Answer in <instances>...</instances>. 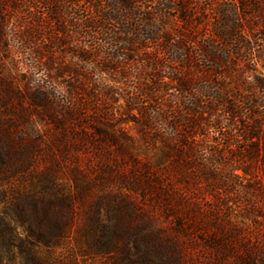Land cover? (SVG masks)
<instances>
[{
	"label": "trees",
	"instance_id": "trees-1",
	"mask_svg": "<svg viewBox=\"0 0 264 264\" xmlns=\"http://www.w3.org/2000/svg\"><path fill=\"white\" fill-rule=\"evenodd\" d=\"M146 1L115 3L132 13ZM109 2L0 0V50L10 35L39 41L28 56L43 70L23 85L0 75V264H264V111L234 75L244 36L264 25V0H178L176 67L162 76L152 58L153 80L139 79L153 107L130 95L120 112L108 108L114 92L101 75L121 72L119 51L133 52L125 45L143 52L151 39L111 16ZM66 4H87L93 18L71 24ZM31 6L48 21L8 26ZM195 15L213 33L203 66L187 48ZM109 22L127 29L107 33ZM60 38L72 42L59 57ZM160 43L169 53V36ZM94 185L102 189L83 206Z\"/></svg>",
	"mask_w": 264,
	"mask_h": 264
},
{
	"label": "rangeland",
	"instance_id": "rangeland-1",
	"mask_svg": "<svg viewBox=\"0 0 264 264\" xmlns=\"http://www.w3.org/2000/svg\"><path fill=\"white\" fill-rule=\"evenodd\" d=\"M80 5L81 7H79L78 9V7H76L75 5L66 4V8L62 9V12L67 16L66 19L71 22V24L79 22L77 16L78 14L82 19L93 18V14L90 8H87V4ZM106 5L112 6L115 10H109L111 16H123V20L128 21L129 24L132 23L131 27H134V24H137V35L142 41L151 39V41L149 42L151 43L150 48L143 52H141L139 44L133 43L131 45H125V48L131 49L133 50V52L122 50L119 51V63L116 65L120 68L119 70L121 72L115 75H101L102 80L100 83L102 85L110 87L114 92V94L112 95V100L114 101V103H109L108 108H113L114 110H117V112H120L126 106L127 96L130 95H132L133 98L137 99H139L140 96L139 101H141L146 108H152L153 105L146 103L147 101L145 99H142L143 96L141 97L143 93H141L140 87L142 83H145V81H141L139 78L145 76V80L147 79V75L148 79L152 78L151 75L154 74V72L152 71V68L154 67V61H152L151 59L156 58L155 56L159 58L161 65L165 66H160V68H157L156 71H158V73L162 76H168L167 74H170V70H172L170 68L175 66L171 62V59L175 57L178 58L180 54H182L180 48L173 47L176 46L177 42L181 38L180 35L184 29L182 22L180 21V19H178L180 16L179 2L178 0H147L143 3H134L131 6V9L133 10L132 13L124 9L122 6L116 4L115 0H110L109 3L105 4V6ZM159 10H161V13L158 14L157 12H159ZM197 11H199V9H197L195 12ZM23 12L25 14L20 17L18 14H13L14 16H10L8 19V26L10 27L15 24L25 26L28 22H33L38 16L41 15L46 22L48 21L49 15L46 8H36L34 6H31V8H24ZM147 14H151V22L145 20ZM201 22V17L195 15V19L193 21V29L188 31L187 33V48H189V50L193 52L198 65L203 66L204 64H207V60L200 56L202 51V48L200 50V47L206 42L212 40L213 33L211 30V23L207 22L202 24ZM103 26L104 30L107 33L110 31L116 33L127 29L126 26H117L112 22L105 23ZM257 27L259 28L257 31H254L251 35L244 36V40L248 42L249 48L245 49V51L242 53V59L240 61H234V64L237 66L234 70V75L236 77L235 79L238 80L237 84H240L239 87L236 86V88L240 89L241 82L245 80V83H247L245 87L249 86L252 88L255 94V97L253 96V98H256L257 102H260L262 104L263 107L262 109H260L264 111V25L261 23L258 24ZM66 30L69 33L74 29L71 25L67 27ZM165 35H168L170 38V43L167 44L169 53L163 54L161 50L162 47L160 48V46H164V44L160 42ZM16 38L17 35L13 37L10 35L8 40L2 43V46H4L5 48L0 50V75L3 74L11 83L23 85L25 81L32 82L31 80L40 78V75H42L43 73V70L41 69H32V61L28 56L30 50L28 49V44L30 48H35V45L40 44V42L34 41L33 43L32 41L31 44L23 43L20 45L21 40H17ZM59 42L60 46H58V49L56 51L58 54L57 56L60 57V55L64 51H69L71 48L67 47L65 49L63 44L66 42L70 43L72 42V40L69 41L68 39L60 38ZM41 44L43 45V43ZM155 44H158V46L156 47ZM43 47H47V45H43ZM98 59L99 60L96 61V66L101 67L102 60L101 58ZM116 65L113 64L111 65V67ZM192 72L194 75L196 74L195 70ZM45 80V82L49 81L48 79ZM68 80L69 78L66 76L58 79V87H60V89L62 90L64 89L65 91L67 89L66 82ZM164 81L168 82L169 80L164 79ZM206 85L207 84H204V86ZM167 97H169V95H167ZM133 127L134 125L131 122L123 125V128ZM131 132L134 133L135 131L133 130ZM125 163L129 164L128 161H121L122 165ZM101 189V185H94L91 189V192L86 196L83 206H85L87 203L89 204V202H91V200H93V198L97 196ZM161 221L163 226H167L169 224V222L166 220ZM98 264L100 263L98 262ZM186 264L205 263L202 261V259H193L187 261Z\"/></svg>",
	"mask_w": 264,
	"mask_h": 264
}]
</instances>
